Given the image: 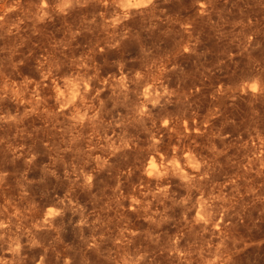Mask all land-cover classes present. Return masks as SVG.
<instances>
[{"label":"rangeland","instance_id":"374dc122","mask_svg":"<svg viewBox=\"0 0 264 264\" xmlns=\"http://www.w3.org/2000/svg\"><path fill=\"white\" fill-rule=\"evenodd\" d=\"M136 1L0 0V264H264V0Z\"/></svg>","mask_w":264,"mask_h":264},{"label":"bare ground","instance_id":"6f19581e","mask_svg":"<svg viewBox=\"0 0 264 264\" xmlns=\"http://www.w3.org/2000/svg\"><path fill=\"white\" fill-rule=\"evenodd\" d=\"M143 2H144L143 0H138V1L134 2L133 5H135V6H139V5H142ZM151 161L153 162V157H151Z\"/></svg>","mask_w":264,"mask_h":264}]
</instances>
